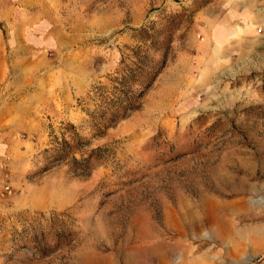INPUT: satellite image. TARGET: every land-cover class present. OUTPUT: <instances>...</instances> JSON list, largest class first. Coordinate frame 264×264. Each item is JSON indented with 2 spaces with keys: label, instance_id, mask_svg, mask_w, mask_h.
<instances>
[{
  "label": "rangeland",
  "instance_id": "obj_1",
  "mask_svg": "<svg viewBox=\"0 0 264 264\" xmlns=\"http://www.w3.org/2000/svg\"><path fill=\"white\" fill-rule=\"evenodd\" d=\"M0 28V264H264V0H1Z\"/></svg>",
  "mask_w": 264,
  "mask_h": 264
},
{
  "label": "crops",
  "instance_id": "obj_2",
  "mask_svg": "<svg viewBox=\"0 0 264 264\" xmlns=\"http://www.w3.org/2000/svg\"><path fill=\"white\" fill-rule=\"evenodd\" d=\"M254 1V0H253ZM253 7H254V2H253ZM253 10H256V7L253 8ZM0 15H1V0H0ZM0 33H1V28H0ZM1 39V38H0Z\"/></svg>",
  "mask_w": 264,
  "mask_h": 264
}]
</instances>
